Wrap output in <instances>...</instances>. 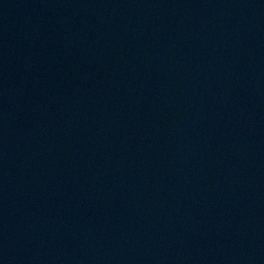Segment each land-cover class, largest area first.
Listing matches in <instances>:
<instances>
[{"label": "water", "instance_id": "obj_1", "mask_svg": "<svg viewBox=\"0 0 264 264\" xmlns=\"http://www.w3.org/2000/svg\"><path fill=\"white\" fill-rule=\"evenodd\" d=\"M0 264H264V0H0Z\"/></svg>", "mask_w": 264, "mask_h": 264}]
</instances>
